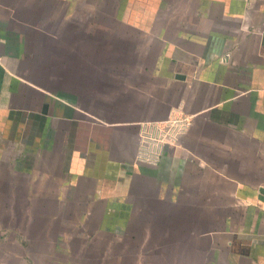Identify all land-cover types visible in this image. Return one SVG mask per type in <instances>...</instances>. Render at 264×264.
<instances>
[{"label":"crops","instance_id":"1","mask_svg":"<svg viewBox=\"0 0 264 264\" xmlns=\"http://www.w3.org/2000/svg\"><path fill=\"white\" fill-rule=\"evenodd\" d=\"M0 264H264V0H0Z\"/></svg>","mask_w":264,"mask_h":264},{"label":"built area","instance_id":"2","mask_svg":"<svg viewBox=\"0 0 264 264\" xmlns=\"http://www.w3.org/2000/svg\"><path fill=\"white\" fill-rule=\"evenodd\" d=\"M184 122L179 120L168 121L161 126L148 130L144 136L143 151L146 159H155L161 152L160 144L164 141L174 140L183 127Z\"/></svg>","mask_w":264,"mask_h":264}]
</instances>
